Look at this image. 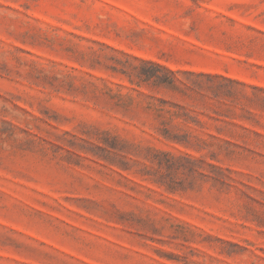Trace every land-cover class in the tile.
<instances>
[{
    "label": "rangeland",
    "instance_id": "rangeland-1",
    "mask_svg": "<svg viewBox=\"0 0 264 264\" xmlns=\"http://www.w3.org/2000/svg\"><path fill=\"white\" fill-rule=\"evenodd\" d=\"M140 60L244 83L235 153ZM0 264H264V0H0Z\"/></svg>",
    "mask_w": 264,
    "mask_h": 264
},
{
    "label": "trees",
    "instance_id": "trees-1",
    "mask_svg": "<svg viewBox=\"0 0 264 264\" xmlns=\"http://www.w3.org/2000/svg\"><path fill=\"white\" fill-rule=\"evenodd\" d=\"M140 61L153 70L141 73L143 80L172 94L171 99L154 98L150 106L158 119L157 132L162 139L209 150L213 155L235 153L239 146L230 139L236 137L234 128L240 116L229 104L239 94L233 89L246 86L244 83L220 74L173 71L156 62Z\"/></svg>",
    "mask_w": 264,
    "mask_h": 264
}]
</instances>
